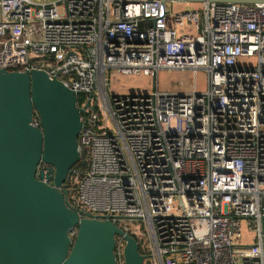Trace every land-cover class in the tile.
<instances>
[{"label": "built area", "instance_id": "2783aa9c", "mask_svg": "<svg viewBox=\"0 0 264 264\" xmlns=\"http://www.w3.org/2000/svg\"><path fill=\"white\" fill-rule=\"evenodd\" d=\"M171 4L0 0V69L43 71L75 94L86 168L64 188L78 217H110L143 264H264V4ZM106 71L150 89L109 94ZM164 72L185 90L160 89Z\"/></svg>", "mask_w": 264, "mask_h": 264}, {"label": "water", "instance_id": "95a60500", "mask_svg": "<svg viewBox=\"0 0 264 264\" xmlns=\"http://www.w3.org/2000/svg\"><path fill=\"white\" fill-rule=\"evenodd\" d=\"M167 3L264 4V0H159ZM82 109L75 94L43 71L0 69V264H143L135 241L110 222L66 202L64 185L76 164ZM38 127L31 126L32 117ZM45 166L37 169L38 165ZM75 229L73 237L69 234Z\"/></svg>", "mask_w": 264, "mask_h": 264}, {"label": "rangeland", "instance_id": "374dc122", "mask_svg": "<svg viewBox=\"0 0 264 264\" xmlns=\"http://www.w3.org/2000/svg\"><path fill=\"white\" fill-rule=\"evenodd\" d=\"M191 5H194L192 3H186L181 5H175L171 4L170 8L171 10H175L176 8H187L191 7ZM236 64L238 66H251L254 64L253 59L248 58H241L236 60ZM106 77L109 79V86L107 88V91L109 94L111 93H127V92H140V93H146L150 89V80L148 78L142 77V76H136V77H118L115 75L114 71H106L105 73ZM187 77L183 76L181 74L173 73V72H164L159 73L157 75V85L160 89H182L187 87ZM181 81L179 86L173 87L174 85H169L167 83L169 82H176ZM206 85V76L204 72L197 71L194 75V88L196 92H203ZM82 97H77V101L81 100ZM243 234L241 236V242L244 243H250L251 239L248 235L249 229L243 228Z\"/></svg>", "mask_w": 264, "mask_h": 264}, {"label": "trees", "instance_id": "16d2710c", "mask_svg": "<svg viewBox=\"0 0 264 264\" xmlns=\"http://www.w3.org/2000/svg\"><path fill=\"white\" fill-rule=\"evenodd\" d=\"M83 160H84V164L83 165H80V164H76L73 168H72V171H76V172H79V175H81L83 172H84V170H85V168H86V162H85V157L83 156ZM81 173V174H80ZM70 176V175H69ZM134 240V239H133ZM134 241H136L137 242V252L140 254V255H143V253H142V251H141V249H140V247H139V244H138V241L137 240H134ZM135 242V243H136Z\"/></svg>", "mask_w": 264, "mask_h": 264}]
</instances>
